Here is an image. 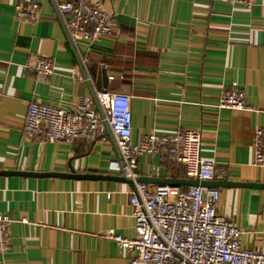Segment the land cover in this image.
Here are the masks:
<instances>
[{
    "label": "crops",
    "instance_id": "1",
    "mask_svg": "<svg viewBox=\"0 0 264 264\" xmlns=\"http://www.w3.org/2000/svg\"><path fill=\"white\" fill-rule=\"evenodd\" d=\"M69 1V0H61ZM113 13V35L81 42L77 56L53 0H0V212L13 219L0 264H128L133 252L111 233L136 236L132 182L108 141L50 142L28 137L32 101L74 108L95 90L131 96L134 143L154 133L197 130L202 157L216 162L213 181L264 183L254 166L256 129L264 132V0H91ZM38 2L36 22H20L17 4ZM42 57L54 73L37 80ZM245 93L247 109L218 107L226 90ZM97 174L98 179L54 176ZM139 178L189 179L164 152L139 158ZM47 174V175H46ZM51 174V175H50ZM111 177V178H110ZM212 181V180H211ZM186 188L185 185H180ZM218 213L235 222L242 244L264 250V188L215 186Z\"/></svg>",
    "mask_w": 264,
    "mask_h": 264
},
{
    "label": "built area",
    "instance_id": "2",
    "mask_svg": "<svg viewBox=\"0 0 264 264\" xmlns=\"http://www.w3.org/2000/svg\"><path fill=\"white\" fill-rule=\"evenodd\" d=\"M68 38L81 62H85L81 42L93 44L114 34L113 13L91 0H53ZM247 7L253 0H229ZM38 2L17 4L20 22H36ZM37 80L45 81L54 73L53 61L42 57L36 66ZM98 106L91 96L78 98L74 108H62L32 101L25 118L26 136L50 142L86 139L108 141L109 133L120 156L119 169L133 181L130 197L136 236L110 237L133 252L128 264H264V250L245 247L240 228L218 213L219 189L214 186L150 185L139 181V158L164 152L172 161L185 166L189 179L211 181L217 168L214 160L202 157V135L185 130L173 135L148 134L134 143L131 96L108 90H95ZM219 108L247 109L245 93L226 90L220 95ZM254 166L264 167V132L257 128L254 140ZM13 219L0 212V252L11 245Z\"/></svg>",
    "mask_w": 264,
    "mask_h": 264
},
{
    "label": "water",
    "instance_id": "3",
    "mask_svg": "<svg viewBox=\"0 0 264 264\" xmlns=\"http://www.w3.org/2000/svg\"><path fill=\"white\" fill-rule=\"evenodd\" d=\"M10 172L7 171H1L0 175L2 174H8ZM47 175V174H46ZM51 175V174H50ZM54 176H60V177H69V178H76V179H98V178H106L107 176L103 175H97V174H77L72 169L70 174H61V173H54ZM111 178V177H110ZM113 179L117 180H123L127 182L133 181L130 178H127L124 174L121 177H114ZM150 178H139V181L141 182H147ZM161 183L164 184H172V185H201V186H218L224 185V186H244V187H250V188H264V183H250V182H230V181H200L199 179H176V178H166V179H160Z\"/></svg>",
    "mask_w": 264,
    "mask_h": 264
},
{
    "label": "trees",
    "instance_id": "4",
    "mask_svg": "<svg viewBox=\"0 0 264 264\" xmlns=\"http://www.w3.org/2000/svg\"><path fill=\"white\" fill-rule=\"evenodd\" d=\"M185 188V187H184Z\"/></svg>",
    "mask_w": 264,
    "mask_h": 264
}]
</instances>
